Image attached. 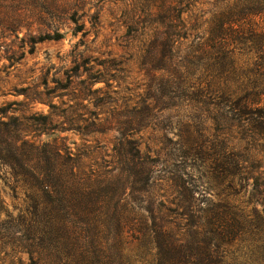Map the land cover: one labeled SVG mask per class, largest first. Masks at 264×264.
I'll list each match as a JSON object with an SVG mask.
<instances>
[{"label":"rangeland","instance_id":"rangeland-1","mask_svg":"<svg viewBox=\"0 0 264 264\" xmlns=\"http://www.w3.org/2000/svg\"><path fill=\"white\" fill-rule=\"evenodd\" d=\"M48 1L47 15H28L15 29L0 24V120L16 118L21 130L13 138L71 152L80 177L96 182L93 199L106 206L146 199L138 188L126 190V151L118 145L137 141L155 169L150 199L234 203L253 225L230 248L231 264H264V142L256 150L240 142L246 171L224 179L223 129L193 101L189 74L179 76L175 59L155 54L165 32L160 0ZM221 1L192 0L191 18ZM55 32L63 38L33 43ZM20 185L0 164V198L13 216L30 204ZM161 216L180 218L165 209ZM128 241L124 253L133 264H153L150 237ZM28 261L20 247L0 238V264Z\"/></svg>","mask_w":264,"mask_h":264},{"label":"trees","instance_id":"trees-1","mask_svg":"<svg viewBox=\"0 0 264 264\" xmlns=\"http://www.w3.org/2000/svg\"><path fill=\"white\" fill-rule=\"evenodd\" d=\"M48 2L0 0V24L15 29L28 15H47ZM160 2L165 32L155 54L175 59L179 76L189 74L193 101L223 129L219 168L225 180L232 179L237 171H246L238 160L239 143L256 150L264 142V20H259L264 18V0H222V6L194 18L192 0ZM62 38L55 32L32 40L36 44ZM12 119L0 120V164L22 184L23 202L30 204L13 216L0 198V238L28 256L29 261L20 264H133L124 245L145 237L155 250L153 264H231L230 248L253 225L232 202L205 206L150 199L155 169L133 139L120 141L125 150H117L126 151V190L132 194L138 188L146 199L106 206L93 199L96 182L80 177L71 152L65 155L56 145L15 140L12 134L21 128ZM261 187L264 207V182ZM163 209L179 220L162 217Z\"/></svg>","mask_w":264,"mask_h":264}]
</instances>
